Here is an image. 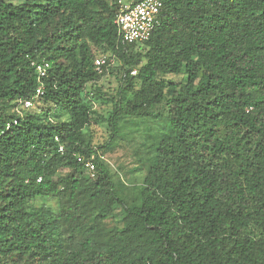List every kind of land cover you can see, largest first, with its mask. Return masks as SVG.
<instances>
[{
    "label": "trees",
    "instance_id": "obj_1",
    "mask_svg": "<svg viewBox=\"0 0 264 264\" xmlns=\"http://www.w3.org/2000/svg\"><path fill=\"white\" fill-rule=\"evenodd\" d=\"M117 11L0 0V264H264V0H163L134 45ZM141 128L129 184L103 155Z\"/></svg>",
    "mask_w": 264,
    "mask_h": 264
},
{
    "label": "built area",
    "instance_id": "obj_2",
    "mask_svg": "<svg viewBox=\"0 0 264 264\" xmlns=\"http://www.w3.org/2000/svg\"><path fill=\"white\" fill-rule=\"evenodd\" d=\"M118 11L115 17V24L119 30V37L123 44L134 45L147 42L154 32L161 26V11L163 0H117ZM107 65L106 57H99L95 60V68L99 74L104 72ZM37 72L39 82L46 77L49 64L33 63ZM136 71L132 72L136 75ZM43 85L41 84L36 92V98L43 95ZM25 107L33 106L32 101L25 102ZM63 152V148H60ZM79 162L84 163L85 167L94 176L95 165L92 160L78 158Z\"/></svg>",
    "mask_w": 264,
    "mask_h": 264
},
{
    "label": "rangeland",
    "instance_id": "obj_3",
    "mask_svg": "<svg viewBox=\"0 0 264 264\" xmlns=\"http://www.w3.org/2000/svg\"><path fill=\"white\" fill-rule=\"evenodd\" d=\"M99 86L103 87L105 93L114 95L120 86V74L118 69L113 70L111 73L109 72L106 77L100 81ZM111 106L110 103H96L97 109L100 110V113L105 117L109 115L112 109ZM32 108L33 111H40L44 109V106L42 104H36ZM129 131L131 132V129L126 130L128 136L125 137L119 145L113 150L104 153L103 160L109 166L111 172L118 173L130 184L138 182L143 178V173H132V171L139 167L135 152L139 148L140 143L144 140L146 132L144 128H141L140 131L135 132V134H131ZM86 137H90L89 139H92L94 145L104 144L109 138L107 124L101 122L98 125H93L90 129L86 130ZM41 201L42 200L39 202Z\"/></svg>",
    "mask_w": 264,
    "mask_h": 264
}]
</instances>
